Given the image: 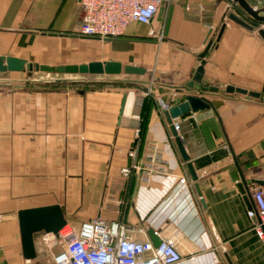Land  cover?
<instances>
[{
    "label": "crops",
    "instance_id": "1",
    "mask_svg": "<svg viewBox=\"0 0 264 264\" xmlns=\"http://www.w3.org/2000/svg\"><path fill=\"white\" fill-rule=\"evenodd\" d=\"M230 12L245 17L231 0H165L150 24L102 39L79 33L80 0H0V56L51 66L116 61L146 69L118 77L155 82L0 81V264H54L61 248L45 232L35 234L36 257L24 256L18 212L55 204L75 228L101 217L139 240L176 236L175 264H264V240L247 214L253 203L239 187L264 186V102L206 91L219 106L174 118L178 135L165 116L200 96L169 85L192 80L209 41L204 84L264 92V24L249 30ZM144 121L137 162L157 148L165 170L124 176Z\"/></svg>",
    "mask_w": 264,
    "mask_h": 264
},
{
    "label": "built area",
    "instance_id": "2",
    "mask_svg": "<svg viewBox=\"0 0 264 264\" xmlns=\"http://www.w3.org/2000/svg\"><path fill=\"white\" fill-rule=\"evenodd\" d=\"M165 0H80L84 15L79 33L86 37L116 38L125 34L132 22L150 24ZM170 1V0H168ZM232 3L238 4L235 0ZM261 1L252 7L261 13ZM153 33V31H151ZM149 88L148 93L151 92ZM141 128L135 131V146L129 150L132 164L121 168L124 176L134 169H143V179L155 171L165 170L160 165L157 148L146 155L144 166L137 162ZM253 206L247 214L257 236L264 240V186L251 191ZM144 232V229H139ZM146 233V232H145ZM146 235V234H145ZM45 242L59 245L53 255L54 264H175L182 259L176 236L154 242L146 235L139 240L128 232L122 222H107L101 217L84 221L79 228L66 224L57 234L46 233Z\"/></svg>",
    "mask_w": 264,
    "mask_h": 264
},
{
    "label": "water",
    "instance_id": "3",
    "mask_svg": "<svg viewBox=\"0 0 264 264\" xmlns=\"http://www.w3.org/2000/svg\"><path fill=\"white\" fill-rule=\"evenodd\" d=\"M250 16H252L257 21L264 24V14L256 11L248 0H235ZM228 18L235 23L249 29L253 30L254 25L248 22L245 18L237 15L235 12H230ZM225 24L222 25L217 40H220L222 33L224 31ZM259 33L264 39V28L259 29ZM213 41H209L204 51L200 54V64L192 76V80L183 85H169L172 88L182 90V89H192L197 90L200 96L188 95L186 100L179 105L173 106L165 111V116L167 121L170 123L171 129L174 135H178L176 125L173 123V119L181 116L190 110H199L211 107L216 109L220 101H210L204 97L206 91L217 93L225 96H238L251 100H258L264 102V92L246 90L242 88H237L233 86H227L225 88H220L214 85H207L203 83L204 77V65L206 63L205 56L208 51L212 48ZM131 74H144L146 72L145 68L137 67L134 65H126L123 69L121 63L116 61H92L89 63L82 64H71L64 66H51V65H40L37 63L28 62L26 59H22L15 56H0V73L5 72H28V75L23 76H9L0 75V81H26V82H43V83H82V82H94V81H141L134 80L130 77H118L122 71ZM40 72L43 75H34V73ZM151 84H155L152 80L141 81ZM180 151L184 159L188 160L189 157L185 152L184 146H180ZM188 168L192 174L194 180L197 179L194 167L192 163L188 164ZM239 187L243 192L246 193L247 198L253 202L251 197V191L247 187L244 180L240 183ZM19 224L22 235V245L24 256L27 259H34L36 257V247H35V234L39 232L53 233L57 234L58 231L67 224V219L65 217L62 207L58 204L48 205L42 207H34L28 209H22L18 212ZM154 244L158 245L160 239H154ZM230 264L231 261H230Z\"/></svg>",
    "mask_w": 264,
    "mask_h": 264
},
{
    "label": "trees",
    "instance_id": "4",
    "mask_svg": "<svg viewBox=\"0 0 264 264\" xmlns=\"http://www.w3.org/2000/svg\"><path fill=\"white\" fill-rule=\"evenodd\" d=\"M241 9L243 10V12H244V18L247 20V21H249L251 24H253L254 26H256V25H260V24H262L261 22H259V21H257L256 19H254L252 16H250L242 7H241ZM71 85L72 86H76V87H79V85H77L76 83H71ZM146 117H144V120L146 121V119H145ZM143 122L142 124H141V132H142V134H143V132H144V130H145V128H146V122Z\"/></svg>",
    "mask_w": 264,
    "mask_h": 264
},
{
    "label": "rangeland",
    "instance_id": "5",
    "mask_svg": "<svg viewBox=\"0 0 264 264\" xmlns=\"http://www.w3.org/2000/svg\"><path fill=\"white\" fill-rule=\"evenodd\" d=\"M255 1V0H254ZM261 1V7L263 6L264 7V1H262V0H260ZM257 3H258V1H257ZM44 73H40V72H36V73H34V75H43ZM3 75H6V74H3ZM8 75V74H7ZM26 75V74H25Z\"/></svg>",
    "mask_w": 264,
    "mask_h": 264
}]
</instances>
